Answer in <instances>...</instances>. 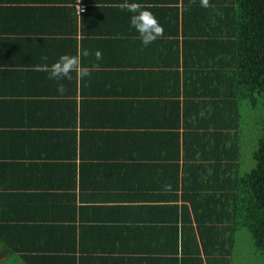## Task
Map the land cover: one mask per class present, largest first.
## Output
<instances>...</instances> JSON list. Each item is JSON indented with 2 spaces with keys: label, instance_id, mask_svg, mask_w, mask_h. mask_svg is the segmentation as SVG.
<instances>
[{
  "label": "crops",
  "instance_id": "0c3cea01",
  "mask_svg": "<svg viewBox=\"0 0 264 264\" xmlns=\"http://www.w3.org/2000/svg\"><path fill=\"white\" fill-rule=\"evenodd\" d=\"M124 2L0 0V264H234L224 200L190 188L194 147L246 167L233 0H134L164 29L147 46ZM81 49L63 94L36 70Z\"/></svg>",
  "mask_w": 264,
  "mask_h": 264
},
{
  "label": "trees",
  "instance_id": "16d2710c",
  "mask_svg": "<svg viewBox=\"0 0 264 264\" xmlns=\"http://www.w3.org/2000/svg\"><path fill=\"white\" fill-rule=\"evenodd\" d=\"M233 3L231 29L235 46L230 54V65L235 71L236 80L233 87L237 88L235 95L242 102L248 103L253 111H258L259 106L264 109V0H233ZM259 123L257 143L253 147L256 149L252 154L254 168L250 170L243 166V161L236 163L239 160L237 148L236 153L203 146L192 150L193 160L200 161L192 170L198 172L200 180L201 174L206 180L193 182L191 191H209L214 193L216 201L224 200L227 209L224 219L227 222L225 254L228 257L234 251L235 234L241 230H246L250 235L256 252L264 254V111L260 114ZM213 139L208 138L207 141L212 144ZM176 148L178 157L180 147ZM186 149L183 147L184 159H188ZM182 188L189 189L184 182ZM194 221L203 252L208 255V242L201 226L206 220L194 214Z\"/></svg>",
  "mask_w": 264,
  "mask_h": 264
},
{
  "label": "clouds",
  "instance_id": "9594fccd",
  "mask_svg": "<svg viewBox=\"0 0 264 264\" xmlns=\"http://www.w3.org/2000/svg\"><path fill=\"white\" fill-rule=\"evenodd\" d=\"M201 5L209 7V0H201ZM121 8L132 13L130 24L139 33L144 46L151 44L163 35L164 29L157 17L150 10L142 8L140 3L134 2V0L133 2L125 0L121 4ZM79 11L81 12L83 9L79 8ZM91 54L88 50L83 49L78 50L75 55L63 54L51 65L47 63L36 65V70L47 72L48 79L55 80L58 92L63 94L66 91L64 80L72 81L75 78L83 81L85 77L90 76V70L83 65L82 58ZM95 58L98 61L103 58L99 50L95 52ZM41 59L46 62L48 57L42 56ZM165 189L171 191V185H165Z\"/></svg>",
  "mask_w": 264,
  "mask_h": 264
},
{
  "label": "rangeland",
  "instance_id": "374dc122",
  "mask_svg": "<svg viewBox=\"0 0 264 264\" xmlns=\"http://www.w3.org/2000/svg\"><path fill=\"white\" fill-rule=\"evenodd\" d=\"M248 115H245L246 118L252 119V128L251 135L249 137V146L247 148H242V156L246 159V169L253 167L252 154L255 152L256 148H253L257 143V133H259L260 128V114L264 111L262 106L258 107V111H252L249 107H243ZM250 124V123H249ZM250 168L248 170H250ZM254 168V167H253ZM247 170V171H248ZM242 240L235 247L232 260L234 264H264V254L257 253L250 235L246 230H241Z\"/></svg>",
  "mask_w": 264,
  "mask_h": 264
},
{
  "label": "built area",
  "instance_id": "2783aa9c",
  "mask_svg": "<svg viewBox=\"0 0 264 264\" xmlns=\"http://www.w3.org/2000/svg\"><path fill=\"white\" fill-rule=\"evenodd\" d=\"M81 8H82V9H84V7H83V6H82Z\"/></svg>",
  "mask_w": 264,
  "mask_h": 264
}]
</instances>
